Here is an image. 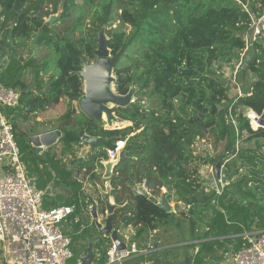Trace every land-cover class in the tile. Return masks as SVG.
<instances>
[{
    "label": "trees",
    "instance_id": "16d2710c",
    "mask_svg": "<svg viewBox=\"0 0 264 264\" xmlns=\"http://www.w3.org/2000/svg\"><path fill=\"white\" fill-rule=\"evenodd\" d=\"M79 3L88 11L78 13L65 35L55 32L51 26L70 19ZM0 6L4 25H14L4 33V51L11 53L0 83L20 91L19 106L5 110L6 116H11L27 176L36 189L44 191L42 209L74 207L64 222L69 227L62 230L70 239L69 264H78L90 244L99 255L94 264L104 263L109 239L80 216L81 211L88 216L89 206L83 182L102 186L101 162L118 141L125 144L110 180L111 195L115 204L123 206L117 211L119 217L130 216L134 242H143L148 233L174 220L157 207L162 189L176 207L183 206L180 214L189 220L192 233L198 224L197 244L188 246L196 248L190 256L192 264H221L226 253L245 247L244 234L264 231V128L253 124L251 128L240 111L251 105L261 115L264 91L247 96L242 89V97L228 98L229 88L220 74L223 67L239 61L250 15H260L264 0H0ZM58 10L52 23L42 20L43 15L51 19ZM115 12H119L116 18ZM114 22L116 27L107 32L111 55L119 54L114 90L125 96L133 89L135 98L115 112L118 122L127 126L105 129L86 118L61 133V155L48 148L40 157L16 118L52 110L62 99L69 106L78 101L83 96L77 74L81 57L95 59L98 31L111 28ZM37 46L50 53L40 62L31 56V48ZM251 50V59L239 74L242 77L254 67L264 73V45L255 43ZM26 73L31 75L30 82L24 80ZM71 109L65 117L72 114ZM195 129H203L216 144L224 142V153L236 152V159L223 167V188L217 195L203 194L199 158L192 151ZM83 135L106 143L84 157H66L71 147L80 145ZM239 139L254 141V147L235 151ZM224 153L211 163L221 165ZM137 184L147 189L149 198L133 195ZM188 208L193 220L186 217ZM144 261L140 255L125 264ZM148 262L174 264L155 255Z\"/></svg>",
    "mask_w": 264,
    "mask_h": 264
},
{
    "label": "built area",
    "instance_id": "2783aa9c",
    "mask_svg": "<svg viewBox=\"0 0 264 264\" xmlns=\"http://www.w3.org/2000/svg\"><path fill=\"white\" fill-rule=\"evenodd\" d=\"M1 10L0 6V74L6 67L11 53L4 51L7 48L3 47L4 40H7L4 33L13 25H4ZM47 18L42 16L44 22ZM243 39L244 48L237 68L243 65L245 54L255 43L264 45V8L259 16L250 15V25ZM237 92L235 96L242 97L240 88H237ZM19 100V90L0 83V264H69L72 257L69 249L70 239L64 236L61 223L66 221L74 207L42 209L44 191L36 189L32 179L25 172L20 161L19 148L14 140L11 116L7 117L5 112L18 107ZM134 102L135 98H131L130 104ZM246 118L252 127L253 122H258L259 115L250 112ZM232 125L236 127L234 120ZM124 144L125 142L118 141L112 148L107 149L104 162L115 160L123 150ZM233 159H236V152L224 153L219 177L214 176L210 184L215 195L223 188V167ZM144 189L148 193L145 187ZM244 239L245 247L235 253H226L225 261L229 264H264V231L244 234ZM121 241L125 244V249L117 251L110 243L103 264H125L128 260L145 254V251L140 252L135 244L129 243L127 237Z\"/></svg>",
    "mask_w": 264,
    "mask_h": 264
},
{
    "label": "rangeland",
    "instance_id": "374dc122",
    "mask_svg": "<svg viewBox=\"0 0 264 264\" xmlns=\"http://www.w3.org/2000/svg\"><path fill=\"white\" fill-rule=\"evenodd\" d=\"M87 10V7L81 6L79 3L78 7L74 9L72 12L71 18L65 21L64 23L56 24L51 26V28L58 32L60 35H65L66 29L71 27V23L77 18L79 12H83ZM59 11L55 13L52 17L55 19L57 18ZM119 12H115L113 16L116 18ZM42 16V15H41ZM44 20V19H42ZM50 19L47 18L45 22H48ZM88 23V20L85 21V24ZM118 23L114 22L111 28H104V35L106 39H108V31L116 27ZM128 30V28H127ZM32 57L37 61L40 62L42 58H46L50 55L49 51H47L42 46H37L31 48ZM252 50L248 51L245 54L243 65L237 68V63H233L232 67H223L220 71L222 75L221 80H224L226 86L229 88L228 90V98H233L235 94H238L237 88L241 90V96L244 93H247V96H250L251 93L255 90L262 93L264 91V73L262 71H258L256 67L248 69L247 73L244 77H242L240 72L245 68L246 63L248 60L251 59ZM89 64H91L93 60H87ZM237 68V73H236ZM115 78V76H114ZM24 80L26 82H30L31 75L26 73L24 76ZM43 80L46 81V77H43ZM236 86V87H235ZM244 89V93L242 91ZM71 109V115L67 118L65 115L67 114V110ZM73 108L75 112L73 113ZM240 111L243 116H247L248 113L254 112L251 105L242 106L240 107ZM260 117V115H259ZM13 120L16 118L14 115ZM86 117L84 114L79 110L78 101L72 102L69 106V103L66 99H62L60 103L52 110L39 112L37 114H27L25 117L16 118V122L20 127L19 130L24 131L28 137L31 136H39L41 134L51 132L54 130H59L61 133L65 132L66 130L72 128L74 124H79L81 121L85 120ZM12 122V121H11ZM103 127L105 129H113V128H123L127 126L126 123H112L111 126H107L106 123H103ZM251 127V126H250ZM252 128V127H251ZM14 133V131H13ZM192 133L196 136V140L194 145L192 146L193 154L199 158V180L203 183V194L205 196H212L215 195L213 190L210 187L211 182L214 178V166L217 163H211V161H215L220 155L224 153V142L219 144L214 143L213 138L210 134H207L203 129H195L192 130ZM137 134V132L133 133ZM133 134H130L133 135ZM15 140V139H14ZM237 148H253L254 141L245 142L242 140H238L236 143ZM53 152L57 155H61L64 151V148L59 142H57L54 146L51 147ZM45 149L43 150V152ZM89 152V148L84 145L73 146L71 147L69 153H66V157L75 156L78 158L84 157ZM224 161V160H223ZM221 170V169H220ZM123 180H127V178H123ZM83 192L89 195H95V188L87 183L86 181L83 182ZM60 193V192H57ZM164 191L161 190L160 196L157 199L158 202L161 201V198L164 196ZM165 197V196H164ZM169 201V205L173 208V212L171 213L174 220L168 226L159 228L154 232H150L145 237L146 239L143 242H134L133 235L135 230L132 227L126 228L125 231H122L121 234L126 236L129 243H133L136 247L140 250V252L145 251L146 254H142L143 258L145 259L144 263H148V257L150 255H155L157 258L165 259L168 261L174 262V264H178L183 262L186 257L192 255L193 251L191 249V245L197 244L196 236L198 233V224H197V231L191 232L189 228V220L184 218L180 212L184 210L183 206L179 204V206H175V204L171 201V197H165ZM186 217L190 220H193L189 215V208L185 212ZM80 216L84 218V221L91 224L90 218L86 216L83 211L80 212ZM69 227V224L61 223V229L64 230L65 228ZM96 234L93 233V237ZM94 257H99L98 254L93 253ZM105 260L102 259V262ZM193 260L190 259V263L192 264ZM225 264H229L225 260L223 261ZM94 263V261H93ZM79 264V263H78Z\"/></svg>",
    "mask_w": 264,
    "mask_h": 264
},
{
    "label": "water",
    "instance_id": "95a60500",
    "mask_svg": "<svg viewBox=\"0 0 264 264\" xmlns=\"http://www.w3.org/2000/svg\"><path fill=\"white\" fill-rule=\"evenodd\" d=\"M55 20L52 17L49 23ZM97 48L93 51L95 56L94 61L89 64L85 57H81L78 76L83 84V96L78 100L79 110L84 116L98 125H102L104 122L109 127L112 123H118V119L115 116L117 108H125L130 104L131 98H133V89L125 96H121L115 93L114 90V68L116 67L119 59V54L111 55L108 48L109 39H106L104 35V29L100 28L96 36ZM75 109L73 108V113ZM258 127L264 128V111L259 117ZM62 137L59 130H54L41 134L39 136L28 137V142L34 149L35 153L42 156L43 150L54 146ZM106 143L105 139L91 137L89 135H83L81 138V144L89 148V152H92L97 147H101ZM119 161V154L113 161L101 162L102 169L101 180L102 186L95 184V195H89L84 193L86 202L89 206L86 208V213L90 218V222L98 232L109 239L114 245L117 251L125 249V244L118 237L121 226L126 225V220L130 218L129 215L122 216L121 221L116 223V218H119V211L123 206L117 205L113 201L111 195L112 187L110 180L113 175L114 167ZM220 164L217 163L214 166V175L219 177ZM49 193V190H47ZM134 196H142L149 198V193L146 192L142 185H135L132 189ZM157 207L166 213H172L173 208L169 205L165 197L161 198ZM91 244L88 245L87 252L84 258L79 260V264H92L94 260ZM190 258L186 257L183 262L178 264H189Z\"/></svg>",
    "mask_w": 264,
    "mask_h": 264
},
{
    "label": "flooded vegetation",
    "instance_id": "af4514ba",
    "mask_svg": "<svg viewBox=\"0 0 264 264\" xmlns=\"http://www.w3.org/2000/svg\"><path fill=\"white\" fill-rule=\"evenodd\" d=\"M121 219H122L121 217L116 218V223H118L119 221H121ZM129 221H130V218H128V219L126 220V225L120 227L119 234H118V237H119L120 239H123L124 237H126V236H124V235L121 234V232H122V231H125L126 228H128V227H132V229H134V227H133L132 225L129 224ZM152 232L155 233V231H152ZM110 243H111V242H110Z\"/></svg>",
    "mask_w": 264,
    "mask_h": 264
},
{
    "label": "crops",
    "instance_id": "0c3cea01",
    "mask_svg": "<svg viewBox=\"0 0 264 264\" xmlns=\"http://www.w3.org/2000/svg\"><path fill=\"white\" fill-rule=\"evenodd\" d=\"M48 190H49V189H48ZM162 190L164 191V194H163V195L165 196L166 191H165V189H162ZM49 192H50V190H49ZM58 192H59V191H58ZM60 193H61V192H60ZM164 196H163V197H164ZM165 197H167V196H165ZM167 201H168V199H167ZM168 203H169V201H168ZM145 254H146V253H145ZM140 255H142V254H140ZM140 255H138V256H140ZM136 257H137V256H136ZM95 258H96V257H95ZM228 263H229V262H228ZM144 264H151V263L148 262V263H144ZM221 264H225V263L222 262Z\"/></svg>",
    "mask_w": 264,
    "mask_h": 264
},
{
    "label": "bare ground",
    "instance_id": "6f19581e",
    "mask_svg": "<svg viewBox=\"0 0 264 264\" xmlns=\"http://www.w3.org/2000/svg\"><path fill=\"white\" fill-rule=\"evenodd\" d=\"M259 121V120H258ZM255 127H258V122L257 123H255V122H253L252 123Z\"/></svg>",
    "mask_w": 264,
    "mask_h": 264
},
{
    "label": "clouds",
    "instance_id": "9594fccd",
    "mask_svg": "<svg viewBox=\"0 0 264 264\" xmlns=\"http://www.w3.org/2000/svg\"><path fill=\"white\" fill-rule=\"evenodd\" d=\"M257 128H259V127H257ZM256 129V128H255ZM215 176V175H214Z\"/></svg>",
    "mask_w": 264,
    "mask_h": 264
}]
</instances>
